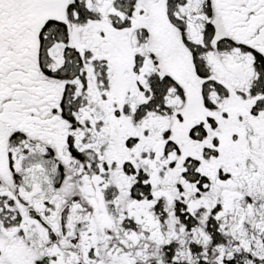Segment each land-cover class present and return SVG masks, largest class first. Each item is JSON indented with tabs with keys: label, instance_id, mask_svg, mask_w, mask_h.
Returning <instances> with one entry per match:
<instances>
[{
	"label": "snow or ice",
	"instance_id": "1",
	"mask_svg": "<svg viewBox=\"0 0 264 264\" xmlns=\"http://www.w3.org/2000/svg\"><path fill=\"white\" fill-rule=\"evenodd\" d=\"M0 264H264V0H0Z\"/></svg>",
	"mask_w": 264,
	"mask_h": 264
}]
</instances>
